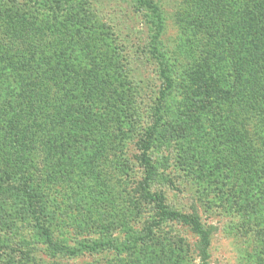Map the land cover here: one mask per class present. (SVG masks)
<instances>
[{
	"label": "rangeland",
	"instance_id": "obj_1",
	"mask_svg": "<svg viewBox=\"0 0 264 264\" xmlns=\"http://www.w3.org/2000/svg\"><path fill=\"white\" fill-rule=\"evenodd\" d=\"M146 1L160 14L156 51L163 57L162 62L167 64L175 83L180 71L194 63L182 52L184 42L189 40L196 45L199 42L201 50L206 42L210 47L227 38L226 22L203 24L197 32L191 29L193 20L198 18L197 10L206 9L207 3L214 0ZM0 6L17 10V16L34 22L47 34L52 33L54 40H63L58 47L45 45L40 58L53 54L58 60L76 62L79 57L83 66L89 59L102 58L104 67L97 69V75L105 79L108 73L111 78L125 82L122 89L126 97L125 159L131 174L135 180L141 178L135 143L145 129L157 123L161 135L149 151L153 169L149 190L161 193L170 210L197 214L210 232L207 264H264V188L253 187V194L246 202L252 206L244 214V208L238 210L233 205L235 197L229 198L223 188L204 190L197 184L194 169L209 156L185 158L189 148L178 124L180 97L175 89L164 102L162 118L157 120L162 80L152 51L157 18L151 10L137 0H0ZM219 54L229 60L233 52L223 44ZM14 65L0 61V97L4 99L17 97L23 83L24 72ZM63 87L58 91L53 89V97L89 95L87 89ZM69 105L66 110L78 113L77 105ZM52 110L57 113L60 105ZM9 116L0 113V171L14 165L15 160L23 177L30 178V186H36L35 178H39L38 193L48 213L44 225L51 230L53 245L43 244L33 215L23 208L21 197L0 194V264L6 263L9 254L15 252L17 257L18 250L24 249L34 253L37 264H150V261L199 264L195 257L196 237L188 228L170 222L163 223L161 228L150 227L151 204L127 196L129 182L108 179L102 185L91 177L87 169L91 153L85 142H79L64 130V141L60 142V125H54L58 128L55 129L53 124L43 125L38 121L17 124L21 126L18 132L16 125L8 126ZM48 137L52 138L51 148L44 145ZM254 144L260 147L259 152L264 151V142ZM258 163L261 164L259 159Z\"/></svg>",
	"mask_w": 264,
	"mask_h": 264
},
{
	"label": "trees",
	"instance_id": "obj_2",
	"mask_svg": "<svg viewBox=\"0 0 264 264\" xmlns=\"http://www.w3.org/2000/svg\"><path fill=\"white\" fill-rule=\"evenodd\" d=\"M137 2L151 10L157 18V23H154L156 33L152 37V51L162 80L156 108L157 120L162 118L164 102L175 89L180 97L178 124L189 148L185 158L190 160L198 156L203 159L209 156L205 162L197 161V168L194 169L197 184L204 190L223 188L229 198L235 197L233 205L238 210L244 208V214L248 213L252 203L247 205L246 202L253 194V187L264 188V151L259 152L260 147L254 144L264 142V0H214L207 3L206 9L197 10L198 18L193 20L192 31L197 32L207 23L214 24L218 20L226 22L227 38L225 41L218 39L221 43L216 42L210 47L206 42L207 49L204 46L201 50L199 42L198 46L189 40L184 42L182 52L185 51L194 63L180 71L176 83L167 64L162 62L163 57L156 51L161 29L160 14L150 2ZM36 25L17 16V10L0 6V61L13 63L24 72L17 97H0V113L10 115L8 126H17L24 121L53 124V127L60 125V142L64 141L63 130L77 137L79 142H85L91 153L90 168H87L91 177L102 185L108 179L116 183L129 182L126 195L135 201L151 204L150 227L161 228L165 222L185 226L196 237L195 257L199 264H207L210 232L203 227L197 214L170 210L161 193L149 190L153 175L149 151L161 135L157 131L158 126H155L157 123L145 129L135 143V159L142 174L135 180L125 159L126 123L123 111L126 97L122 90L125 82L111 78L108 73L105 79L97 75V69L104 67L102 58L89 59L85 61V66L79 57L76 62H68L65 58L58 60L59 57L53 54L40 58L46 48L51 45L58 47L63 40H54L52 33L47 34ZM223 44L230 46L232 59L219 54ZM40 66L42 68L38 69ZM64 85L74 90L87 89L89 95L61 97L62 100L59 96L53 97L51 91H58ZM58 104L60 110L53 113L52 107ZM68 104L69 107L77 105L78 113L66 110ZM16 130L21 131V126H17ZM33 137L34 133H31L30 138ZM44 141H47L44 145L52 147L51 137ZM35 180L38 184L30 186V178L23 177L14 160V165L9 164L0 171V194L21 197L23 208L33 215L43 244L53 245L51 230L44 225L48 213L38 193L41 183L39 178ZM88 249L94 251L92 247ZM33 254L28 249L18 250V256L15 257V252L9 254L5 264H37L38 258ZM150 264L156 262L150 261Z\"/></svg>",
	"mask_w": 264,
	"mask_h": 264
}]
</instances>
